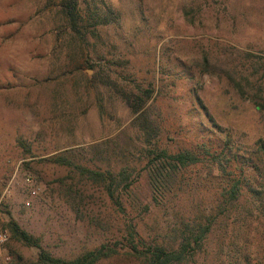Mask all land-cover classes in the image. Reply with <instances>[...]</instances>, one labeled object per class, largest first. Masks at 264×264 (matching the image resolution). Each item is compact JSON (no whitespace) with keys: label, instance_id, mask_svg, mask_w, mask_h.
Listing matches in <instances>:
<instances>
[{"label":"rangeland","instance_id":"obj_1","mask_svg":"<svg viewBox=\"0 0 264 264\" xmlns=\"http://www.w3.org/2000/svg\"><path fill=\"white\" fill-rule=\"evenodd\" d=\"M61 2L0 0V264H30L38 253L11 237L10 220L62 257L116 233L98 187H82V217L71 210L62 190L73 171L49 162L53 155L73 150L85 161L93 145L103 155L128 150L141 168L134 193L142 201L152 143L169 151L227 143L243 161L264 141V112L227 77L255 68L264 82V0H79L74 30ZM207 171L186 172L201 180L190 194L201 204L216 199ZM96 217L109 222L107 232L90 222ZM231 222L214 226L202 264L244 255L264 264V217ZM99 264L136 263L117 256Z\"/></svg>","mask_w":264,"mask_h":264},{"label":"trees","instance_id":"obj_2","mask_svg":"<svg viewBox=\"0 0 264 264\" xmlns=\"http://www.w3.org/2000/svg\"><path fill=\"white\" fill-rule=\"evenodd\" d=\"M61 8L71 29L78 28L82 20L79 0H62ZM256 73L255 68L247 73L240 69L227 77L239 96L264 112V82ZM147 139L151 142L149 134ZM91 148L96 155L93 153L89 160L83 161L84 158H79L81 155L78 157L73 150H66L48 161L73 171L71 182L64 184L62 191L76 215L82 217V187L91 184L101 190L116 217V222L111 224L116 226V233L112 234L113 238L83 249L73 257H62L51 254L42 247L39 237L10 220L11 237L38 250L36 260L30 264H99L117 256L127 257L136 264H200L205 261L201 257L214 226H220L221 221L227 226L230 219V224L249 219L259 223L264 217L263 140L255 144V159L247 157L243 161L240 159L245 156L234 152L227 143L216 150L211 144L200 141L175 151L152 143L143 155L146 162L142 169L149 196L142 201L134 193L141 168L131 164L129 155L133 154L128 150L110 149L111 154L103 155L95 145ZM118 161L121 162L117 166ZM199 166H207V175L215 181L211 182L210 190L216 194V199L202 204L190 197L201 180L186 176L189 168ZM90 222L100 225L105 232L110 225L97 217L90 218ZM234 259L236 264L250 260L248 255Z\"/></svg>","mask_w":264,"mask_h":264}]
</instances>
